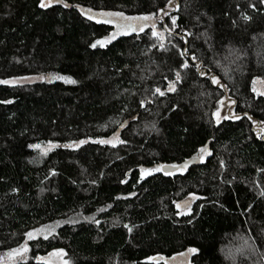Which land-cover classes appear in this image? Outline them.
Returning a JSON list of instances; mask_svg holds the SVG:
<instances>
[{
	"label": "trees",
	"instance_id": "16d2710c",
	"mask_svg": "<svg viewBox=\"0 0 264 264\" xmlns=\"http://www.w3.org/2000/svg\"><path fill=\"white\" fill-rule=\"evenodd\" d=\"M38 2L0 0V80L44 77L0 85V101H12L0 103V254L23 243L25 232L58 222L48 240L29 242L26 264H38L36 255L60 248L70 264H150L149 256L169 261L189 246L199 249L191 264H264V198L258 195L264 172L257 171L264 169V141L244 115L258 126L264 121V97L250 91L253 76L264 78V5L174 0L179 10L169 14L192 35L172 37L158 51L151 48L150 29L90 48L113 28L88 20L74 6L139 15L155 13L166 0H64L68 8L49 9ZM241 12L252 19L244 22ZM200 33L207 42L197 39ZM172 44L195 53L227 91L191 68L182 70L185 80L176 93L139 108L145 88H163V77L173 78L170 69L180 52ZM57 75L77 83L51 80ZM221 98L237 102L240 120L214 123L211 113ZM172 105L177 107L170 111ZM113 132L127 143L113 148L92 142ZM81 139L88 142L75 150L57 147L47 156L27 147ZM205 144L212 154L183 175L159 172L139 180L141 167L181 163ZM190 193L200 197L191 202L192 215H175V204L191 200Z\"/></svg>",
	"mask_w": 264,
	"mask_h": 264
},
{
	"label": "snow or ice",
	"instance_id": "6c2138e0",
	"mask_svg": "<svg viewBox=\"0 0 264 264\" xmlns=\"http://www.w3.org/2000/svg\"><path fill=\"white\" fill-rule=\"evenodd\" d=\"M258 3L260 5H264V0H258ZM55 4H61L63 7L68 8L69 5L64 2V0H39L38 7L40 9H49L52 8ZM248 8L253 9V11H256V5L249 2ZM80 12L81 16H86L88 20H94L97 24H106L111 25L113 28V31L108 33L106 36L101 37L99 39H95L91 44H89L90 48H97L98 46L100 48H104L107 45L111 44L112 41L116 40L117 37L120 36H128L132 33H145V29H150V39H153L155 41L154 44L151 45V48H154L158 51L165 50V41L168 40L169 43H171V38L178 36L180 40H185L186 36H191L192 33L190 30L183 29L180 25H178V16L177 15H170V12L178 11L180 5L174 4V0H166V3L164 4L163 8H158L155 13H147V14H139V15H125L123 11H104L101 10L99 12H93L91 8L85 9L81 8L78 5H75ZM239 7V6H237ZM261 11H264V9H261ZM165 17L170 20V24L164 23ZM240 19H242L244 22H248L252 19V17L248 14H245L243 12L240 13ZM158 24L161 25V27L158 28ZM233 26L236 25V21H232ZM180 28V32H177L176 29ZM181 33H183L181 35ZM146 35L148 33H145ZM201 36L205 37V42H207L208 37L206 36V33H200L197 36V39H199ZM187 43V41H185ZM173 48H177L176 44H172ZM211 50V49H209ZM177 51L180 52V61L177 64L176 68H171L170 71L173 73V78H170L168 76H164L163 79L166 81V86L163 88L160 86H153L151 88H145L144 92L145 95L142 99L138 101V107L141 109H145L146 105H151L153 103L154 99H158L160 97H165L166 94L169 93H176L178 91V85L182 84L185 80V76L182 75V70H189L191 68H195L196 75L200 77H207V80L210 81L211 85L216 86L217 88L227 91V85L223 84L221 82V79L218 78L216 74H212L211 69L208 70L206 73L204 71V65L202 63L197 62V56L195 53H192L189 56V50L187 48H184L182 51L177 48ZM142 55L146 53H141ZM188 57V58H186ZM216 64V67H220V61H214ZM119 71V69H117ZM224 75L227 76V71L224 72ZM143 78V77H142ZM27 79L26 77H22L19 79H5L0 80V84L4 85H16L21 83L23 80ZM41 80L44 79L43 76L40 77ZM54 79L61 80L66 84H76L77 81L66 76H60L57 75L54 77ZM251 93L254 94L255 97H264V78H262L259 75L253 76L251 79V87H250ZM134 95V93H133ZM10 100L0 101V103L8 104L11 103ZM227 103L229 105L236 104L237 102L232 100L231 98L228 99ZM217 107L215 111L211 113L212 120L215 124L219 125L222 120H233L238 121L241 119V116L236 113H231V109H229L230 114H221V109L225 106V101L223 98L218 99L216 101ZM177 106L172 105L171 110H175ZM245 116L249 120L252 121L253 127L256 129L257 132V138L261 141H264V121L258 122L253 120L251 116L248 115V113H244ZM133 120L136 119V117H132ZM125 123H120L119 128H124ZM147 127V125H146ZM152 131H159L155 124L151 125ZM88 140L81 139L79 141H70L68 143L58 145L56 143H53L52 141H49L47 145L42 144H29L27 145L28 148L33 150H38L39 154L41 156H47L50 151L57 147H63L67 149H78L81 145L87 143ZM93 143H97L100 145H109L111 147H116L117 145H124L127 143V141L120 138L118 132H113V134L108 138H100L96 140H92ZM212 153L209 151V148L207 144L202 145L196 150V154L193 155L190 159H185L181 163H173L168 165H156L152 168H144L141 167L139 169L140 176L139 180L145 179L147 176L152 175L153 173H159L162 172L165 176H171L175 173H180L183 175L188 169L190 163L199 161L200 163H204L205 158L207 156H210ZM220 168H225V163L223 160H220ZM258 172H264V169H257ZM50 175H55L56 173L53 170H50ZM47 179V177H46ZM125 181H121V183H124ZM139 182V181H138ZM94 183V181H93ZM260 185H257V188H259ZM13 193L17 192L18 189L13 188L11 190ZM134 195V193H133ZM191 197V200L185 199L181 203H176L175 207L177 209V212L175 215L177 216H190L192 215V207L191 202L196 199H200V197L195 196L194 194H189ZM258 195L262 198H264V191H260ZM252 205H249L248 208H251ZM248 209H245L247 211ZM100 211H104V209H100ZM90 219L89 217H85V220ZM68 223H73V221H68ZM93 223L99 224L98 220H93ZM187 223L191 224L192 220H187ZM59 226V223L57 222L54 225L51 226H41L38 228H33L23 234L24 236V242L19 244L17 247L10 248L9 250L5 251L3 254H0V264H26V262L29 260V252H30V246L29 241H38L39 239L48 240L49 237L54 235L55 228ZM123 227L127 229L129 232L132 231V228L128 224H124ZM245 244H247V241H245ZM199 253V249L194 246L187 247L183 252L178 253L177 255L181 258L180 264H191V261L189 260L190 256H195ZM67 253L64 249H53L52 251L48 252L46 256H40L36 255L35 260L38 262V264H70V261L66 259ZM150 264H158L159 261H163V264H169L168 259H166L163 256H149L146 258ZM171 259H176V257H172ZM262 260H264V256L261 257Z\"/></svg>",
	"mask_w": 264,
	"mask_h": 264
},
{
	"label": "rangeland",
	"instance_id": "374dc122",
	"mask_svg": "<svg viewBox=\"0 0 264 264\" xmlns=\"http://www.w3.org/2000/svg\"><path fill=\"white\" fill-rule=\"evenodd\" d=\"M54 77L55 76H52L51 77V80H53L54 79ZM19 78H22V77H19ZM19 78H13V79H19ZM27 79H25V80H23L21 83H19V84H16V85H26V84H32V83H35V82H37V81H40V78H38V77H26ZM9 80H11V79H9ZM0 85H4V84H0ZM16 85H8V86H16ZM224 101H225V106L221 109V114L222 115H224V114H230V112H229V109H231V113H235L234 112V104L233 105H229L228 103H227V101H228V99H224ZM222 121H224V120H222ZM221 121V122H222ZM47 144H45V146H46ZM36 151H38V150H36ZM51 152V151H50ZM50 226V225H49ZM56 229L57 228H55V231H56ZM29 242H31V241H29ZM28 242V243H29ZM29 246H30V244H29Z\"/></svg>",
	"mask_w": 264,
	"mask_h": 264
},
{
	"label": "water",
	"instance_id": "95a60500",
	"mask_svg": "<svg viewBox=\"0 0 264 264\" xmlns=\"http://www.w3.org/2000/svg\"><path fill=\"white\" fill-rule=\"evenodd\" d=\"M47 81H49L50 77L48 76L47 78ZM126 124V123H125ZM201 163L199 161H196V162H193V163H190L189 165V169L187 171H189L191 168H193L194 166H198L200 165ZM186 171V172H187ZM180 260L181 258L180 257H176V259H172V260H169V264H180Z\"/></svg>",
	"mask_w": 264,
	"mask_h": 264
}]
</instances>
